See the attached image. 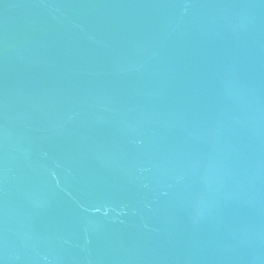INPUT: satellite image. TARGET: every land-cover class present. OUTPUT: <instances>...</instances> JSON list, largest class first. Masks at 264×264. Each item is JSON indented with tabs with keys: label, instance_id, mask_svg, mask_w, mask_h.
Listing matches in <instances>:
<instances>
[{
	"label": "water",
	"instance_id": "obj_1",
	"mask_svg": "<svg viewBox=\"0 0 264 264\" xmlns=\"http://www.w3.org/2000/svg\"><path fill=\"white\" fill-rule=\"evenodd\" d=\"M0 264H264V0H0Z\"/></svg>",
	"mask_w": 264,
	"mask_h": 264
}]
</instances>
